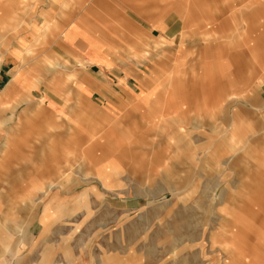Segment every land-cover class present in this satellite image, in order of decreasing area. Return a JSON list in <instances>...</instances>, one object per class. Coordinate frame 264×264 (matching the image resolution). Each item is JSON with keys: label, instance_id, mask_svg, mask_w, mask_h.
<instances>
[{"label": "rangeland", "instance_id": "rangeland-1", "mask_svg": "<svg viewBox=\"0 0 264 264\" xmlns=\"http://www.w3.org/2000/svg\"><path fill=\"white\" fill-rule=\"evenodd\" d=\"M0 264H264V0H0Z\"/></svg>", "mask_w": 264, "mask_h": 264}, {"label": "crops", "instance_id": "crops-1", "mask_svg": "<svg viewBox=\"0 0 264 264\" xmlns=\"http://www.w3.org/2000/svg\"><path fill=\"white\" fill-rule=\"evenodd\" d=\"M126 5H128V8L130 9L129 10L126 9V12L124 14H121L122 16L119 14V16L117 17V21H121L120 25L123 24V29H124V31L119 32L120 35L119 37L121 38V40H123V38L128 40L134 39V35H133L134 29L139 30V32L143 34L144 31H146L144 24L148 23L149 19H152L147 17V14L144 12L141 6L135 4V2L131 1ZM128 11H130V13H128ZM91 12L92 11H90V13ZM149 22L153 24L152 26L156 24H160V21L159 20L157 21L155 18L153 19V21H149ZM151 23H149L150 26ZM130 27L131 29H129ZM130 32H132L131 35ZM63 37L68 43L74 44L73 46L75 47L73 48L75 50H79V53H77L78 51L76 52L72 48V51H75V54L78 57V60H75L77 63L74 62V64L75 66L76 65L78 66L80 64L84 65L85 67L84 70L85 72H83L84 77H87V80L90 81L91 84H93V79L97 80V76H93V67L99 66L98 65L99 59L105 62H112L111 59L107 57L109 54H107L106 49H104L103 45L99 42L98 32L96 30H93V15L88 14V16H85V18L76 19L74 24L69 26L65 30V32L63 33ZM141 44L142 43L140 41L133 40V45H137V47H140ZM99 46H101L102 48ZM111 69L112 68H110L109 70ZM104 70L109 71L107 70V68H105V66H104ZM123 75L119 77L122 78ZM90 88L91 87H85V89H90ZM119 90L120 92L111 88V91H109L110 93L108 94L111 96L109 98L111 102H119L120 99H123V96H127L129 93L127 89V85H123L122 87L119 88ZM40 102L42 103V100ZM72 182L75 183V179H73Z\"/></svg>", "mask_w": 264, "mask_h": 264}]
</instances>
